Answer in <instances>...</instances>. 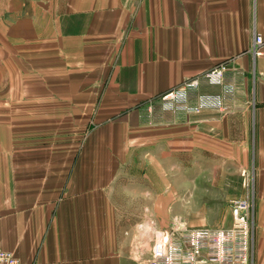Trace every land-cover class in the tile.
I'll use <instances>...</instances> for the list:
<instances>
[{"label": "crops", "instance_id": "obj_1", "mask_svg": "<svg viewBox=\"0 0 264 264\" xmlns=\"http://www.w3.org/2000/svg\"><path fill=\"white\" fill-rule=\"evenodd\" d=\"M257 36L264 0H0V249L21 264H149L171 162L252 149L264 264ZM195 81L186 108L165 107ZM208 95L222 105L193 109Z\"/></svg>", "mask_w": 264, "mask_h": 264}, {"label": "rangeland", "instance_id": "obj_2", "mask_svg": "<svg viewBox=\"0 0 264 264\" xmlns=\"http://www.w3.org/2000/svg\"><path fill=\"white\" fill-rule=\"evenodd\" d=\"M185 154L186 166H179L175 158L169 168V214L162 217L165 228L230 227L234 223L232 201L237 198H250L255 209L258 183L252 149Z\"/></svg>", "mask_w": 264, "mask_h": 264}, {"label": "built area", "instance_id": "obj_3", "mask_svg": "<svg viewBox=\"0 0 264 264\" xmlns=\"http://www.w3.org/2000/svg\"><path fill=\"white\" fill-rule=\"evenodd\" d=\"M257 36L256 44L263 43ZM255 52L258 50L255 47ZM226 64L208 73L212 84L223 81ZM197 85L192 82L172 90L162 96L167 109L187 107L188 91ZM219 95L204 96L201 107H220ZM234 223L226 228H180L178 226L161 232L152 249L149 264H252L254 202L250 198H237L232 201ZM0 264H21L16 255L0 249Z\"/></svg>", "mask_w": 264, "mask_h": 264}]
</instances>
